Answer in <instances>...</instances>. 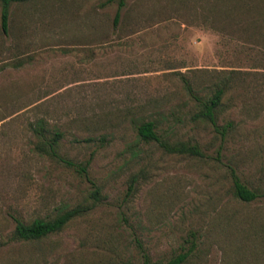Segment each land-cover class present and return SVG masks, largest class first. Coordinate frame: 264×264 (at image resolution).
I'll return each mask as SVG.
<instances>
[{"label":"rangeland","instance_id":"obj_1","mask_svg":"<svg viewBox=\"0 0 264 264\" xmlns=\"http://www.w3.org/2000/svg\"><path fill=\"white\" fill-rule=\"evenodd\" d=\"M119 2L11 3L5 26L0 5V264H167L191 233L186 264H264V0ZM230 71L216 129L184 82L206 96ZM143 122L201 156L142 141ZM96 190L58 234L12 239Z\"/></svg>","mask_w":264,"mask_h":264},{"label":"trees","instance_id":"obj_2","mask_svg":"<svg viewBox=\"0 0 264 264\" xmlns=\"http://www.w3.org/2000/svg\"><path fill=\"white\" fill-rule=\"evenodd\" d=\"M31 0H0V5L2 8V20L5 26V20L7 18L8 7L11 3H24ZM120 7L123 6V0L119 2ZM119 17V12L116 13V19ZM236 72V71H235ZM234 71H230V77L225 78L224 80H219L214 82L210 87V93L206 96L195 95L192 91V86L188 81L184 82L185 90L192 96V98L199 104L198 112L195 114L194 118L199 119L204 122L212 124L216 128V119L220 115L223 107V99L230 87L231 75L235 74ZM232 124L228 123L223 127L221 136H224V133L227 129H231ZM217 129V128H216ZM44 129L39 126L38 129H35L36 134L42 136ZM137 135L139 138L146 142H154L161 149L169 154H189L193 156H201L200 151L197 146H189L185 144H169L167 141L159 137L156 132V125L152 122H143L137 128ZM60 135L55 133L52 136V143L50 148L53 150V146L56 145ZM232 173V185H233V196L243 202L250 203L257 199L258 194L254 191L248 189L244 184H242L239 178ZM134 183V180H132ZM129 191H132V187H129ZM92 202L90 204L77 205L72 208H67L62 210L53 218H37L29 223L23 221H15L16 226L12 235V239L19 242H40L52 235L58 234L61 232L68 223L72 220L79 218L81 216L89 213L96 204L101 200L100 192L98 190L90 194ZM196 235L195 233L190 234L189 247L186 251L181 252L180 254L173 256L167 264H186L189 257L197 248L196 244ZM142 264H159L158 262H152L150 256L146 253H142Z\"/></svg>","mask_w":264,"mask_h":264}]
</instances>
